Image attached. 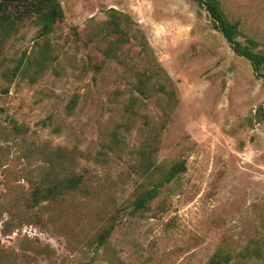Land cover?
<instances>
[{"label": "rangeland", "instance_id": "1", "mask_svg": "<svg viewBox=\"0 0 264 264\" xmlns=\"http://www.w3.org/2000/svg\"><path fill=\"white\" fill-rule=\"evenodd\" d=\"M60 2L64 19L51 34L38 37L39 27L26 21L0 57V127L28 128L0 138V264H208L218 250L232 255L229 264H264V79L195 0ZM220 2L264 48V0ZM111 9L129 15L137 39L124 47L126 64L109 60L97 70L100 26ZM142 35L178 97L157 161L161 172L180 161L185 170L147 209L134 210L136 190L152 186L134 158L90 156L76 169L89 193L29 207L27 179L41 160L27 158L24 147L48 142L96 157L130 93L131 68L144 63ZM41 48L48 58L37 73L29 62ZM144 103L143 114L157 118L155 100ZM125 138L130 148L137 142L135 131ZM110 217L116 228L99 244Z\"/></svg>", "mask_w": 264, "mask_h": 264}, {"label": "trees", "instance_id": "2", "mask_svg": "<svg viewBox=\"0 0 264 264\" xmlns=\"http://www.w3.org/2000/svg\"><path fill=\"white\" fill-rule=\"evenodd\" d=\"M209 14L213 27L218 30L229 43L232 50L243 56L252 66L256 76L264 79V48L250 36L243 35L238 21H232L225 13L220 0H195ZM64 19V11L60 0H0V57L9 39L17 34L26 21H31L39 27L38 37L46 38L55 30L58 22ZM132 20L129 15L116 9H111L109 17L100 26L101 38L104 43L103 60L95 63L100 70L109 60L126 64L124 47L129 43L132 33ZM134 34V35H133ZM138 59L143 60L141 67L131 68L133 77L130 93L117 113L113 125L96 152L80 150L77 147L53 146L48 142L31 147H24L25 156H38L41 164L27 179L30 185V195L27 199L29 207H37L45 202H56L69 195L80 192L89 193L84 176L76 171L82 158H95L97 161L108 159L115 154H130L134 158L135 172L140 177L147 178L151 187L141 186L136 190L131 206L134 210H145L152 200L160 195L162 187L171 183L185 170V161L176 162L164 172L157 161L161 132L166 126L172 112L178 105L177 90L169 75L158 63L144 35L139 41ZM47 55L43 48L38 56L29 63L34 64L36 72L44 70ZM22 62L14 67L13 73L20 72ZM144 100H155L159 110L157 118L144 115L141 107ZM75 102L68 105L74 110ZM25 125L14 122L10 132L0 127V138L17 136L27 132ZM136 132L137 142L129 147L126 136ZM12 137V138H13ZM159 174V175H158ZM158 176V177H157ZM116 220L110 217L107 225L97 234L96 241L104 244L116 228ZM232 255L225 250L216 251L208 264H229Z\"/></svg>", "mask_w": 264, "mask_h": 264}]
</instances>
